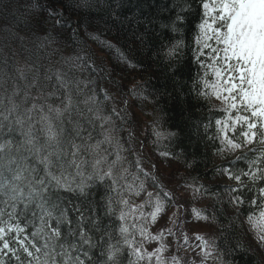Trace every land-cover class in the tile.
Here are the masks:
<instances>
[{"label":"snow or ice","instance_id":"1","mask_svg":"<svg viewBox=\"0 0 264 264\" xmlns=\"http://www.w3.org/2000/svg\"><path fill=\"white\" fill-rule=\"evenodd\" d=\"M198 3L202 15L193 50L201 69L197 95L218 102L223 114L215 120L216 133L211 138L219 141L217 154L226 159L239 152L229 165L247 161L246 169L223 167L216 171L234 182L228 187L229 203L234 207L245 204V190L253 194L248 204L259 209V214H249L248 222L264 245V186L260 183L264 181V0ZM182 47L183 42L177 41L168 55L178 54ZM76 59L97 70L92 56ZM120 59L126 62L122 53ZM74 67L83 69L80 64ZM18 72L21 80H27L23 69ZM53 76L56 83L47 91ZM53 76L41 81L34 75L23 87L14 85L10 93L0 78V264H121L125 249L134 257L128 264H166L161 255L166 246L161 243L148 251L145 241L162 240L163 231L152 235L147 221L150 217L155 222L165 211L171 193L163 190L154 173L138 167L161 191L155 196L147 192V199L135 204L130 198L146 192V185L138 175L128 179L132 174L124 167L126 149L115 135L118 129L112 116L123 117L115 108L104 114L95 89L90 88L95 81L59 71ZM105 99H110L107 93ZM96 182L108 184L115 193L106 199L105 215L121 221L116 244L111 243L112 234L101 228L91 206L74 204L60 195H83ZM202 189L200 185L193 191ZM145 207L152 209L147 215ZM192 211L197 220L209 219L195 208ZM141 220L143 223H137ZM166 231L174 235L172 229ZM94 232L102 233L99 240ZM184 239L187 242V236ZM195 239L200 241L196 247L200 248L201 264L221 259L214 242L199 234ZM98 246L101 256L106 255L103 261L93 258ZM171 261L179 264L175 256Z\"/></svg>","mask_w":264,"mask_h":264},{"label":"trees","instance_id":"2","mask_svg":"<svg viewBox=\"0 0 264 264\" xmlns=\"http://www.w3.org/2000/svg\"><path fill=\"white\" fill-rule=\"evenodd\" d=\"M201 15L198 0H0V78L9 93L14 85L23 87L31 82L34 75L43 81L57 71L95 81L90 88L95 89L104 114L115 108L123 117L112 116L118 129L115 135L126 149L124 167L132 174L128 179L138 175L146 185V192L130 199L140 204L147 199V192L155 196L161 191L138 167L154 173L172 196L165 200V211L155 222L148 218L152 235L164 233L161 241H145L148 251L163 243L170 259L175 256L179 264H194L185 254L184 237L197 241L191 234L197 227L192 220H196L213 230L210 243L214 242L221 257L213 264H264V245L248 222L249 214H259V209L248 204L253 194L245 190V204L234 207L228 192L234 182L216 171L223 167L246 169L247 161L229 165L239 152L226 159L217 154L219 141L211 138L216 133L215 120L223 114L218 102L197 95L201 69L193 50ZM57 19L62 23L57 24ZM177 41H182L183 47L170 57L169 49ZM104 42L114 48L108 49ZM121 53L126 62L121 61ZM87 56H92L96 71L76 59ZM76 64L83 69L74 67ZM18 69L25 71L27 80L20 79ZM48 83L47 91H52L55 77ZM105 93L110 99H105ZM87 94L91 95V90ZM162 152L169 155L162 156ZM260 183L264 186V181ZM200 185L203 189L195 193L193 189ZM60 195L74 204L91 206L101 228L114 237L111 243H117L121 221L105 215L107 197L115 196L108 184L96 182L83 195ZM194 208L209 219L197 220ZM151 210L143 209L145 215ZM169 228L174 235L168 234ZM101 234L93 233L97 240ZM136 239H141L138 233ZM101 251L99 246L93 250L95 260L106 259ZM129 259L134 257L125 249L120 262L128 264Z\"/></svg>","mask_w":264,"mask_h":264},{"label":"rangeland","instance_id":"3","mask_svg":"<svg viewBox=\"0 0 264 264\" xmlns=\"http://www.w3.org/2000/svg\"><path fill=\"white\" fill-rule=\"evenodd\" d=\"M172 215H175L176 213H171ZM175 217L174 219H176ZM192 224L196 225L197 227L191 231V234H197L204 236L206 240L211 242L212 240V233L213 230L204 225H199L197 224L196 220H192ZM200 244V241H189L185 242V254L189 255L192 259H194V264H201V256L199 255L200 253V248L196 247V245ZM167 250V247H166ZM166 250L161 253L162 257L165 259L166 264H172L171 259L167 256ZM175 250L170 251L169 253H173ZM183 258V256H181ZM214 262L212 260H208L206 264H213Z\"/></svg>","mask_w":264,"mask_h":264}]
</instances>
